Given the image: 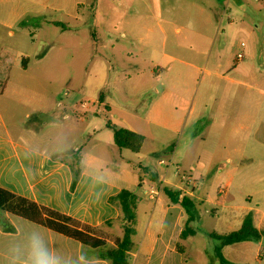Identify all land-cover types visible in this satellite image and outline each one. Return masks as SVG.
Wrapping results in <instances>:
<instances>
[{
  "label": "crops",
  "instance_id": "obj_1",
  "mask_svg": "<svg viewBox=\"0 0 264 264\" xmlns=\"http://www.w3.org/2000/svg\"><path fill=\"white\" fill-rule=\"evenodd\" d=\"M142 1L147 9L140 18L137 16V9L131 8L125 0H118L116 3L118 8H126L125 18L134 20L123 18L118 22L121 35L128 37L131 43L136 40L149 43L151 32L158 29L164 35V44L167 45L175 43L179 46H214L227 40L226 31L232 34L239 28L245 30L246 16H255L252 19L256 26L259 25L257 22L260 21L261 14L264 16L261 9L256 10L250 7L249 3L246 4L249 0ZM91 4L99 7L97 0ZM12 6L10 26L15 24V19H20L22 14L31 15L37 10L49 8L48 5L30 0H13ZM219 27H225L223 33ZM114 29L118 28L114 26ZM206 30L215 32H203ZM172 35L175 38L173 42ZM242 45L246 46V43L243 42ZM197 52L205 56L207 61L211 56L208 51ZM239 54H242L243 58L238 59L237 63L245 58L243 53ZM175 59L174 56L163 52L162 62H155L157 70L154 72L157 73L161 90L156 89V96L148 108L146 117L159 126L163 123L160 111L169 97H176L184 108L192 106L186 121L193 116L195 100L191 102L182 98L164 81L170 72V63ZM179 60L189 66L195 65L187 56ZM229 65L230 61L226 60L223 68L228 69ZM232 74L235 76H231ZM245 74L248 77V74ZM215 75L222 79L223 86L219 88L220 92L217 88L213 89L215 93L210 92L211 104H205L208 124L206 136L202 138L201 144L205 145L206 150H199L193 165L198 176L202 179L208 177L210 173L207 170L220 152L215 165L219 179L217 183L207 184L206 181L198 182L196 178L192 181L197 182L196 185L187 188L192 184L189 182L186 183L187 187H179L178 191L185 192L194 203L190 221L185 209L170 200L164 208H160L161 213H157V203L160 200L158 196L160 189L164 187L163 182L155 179L148 162H145L144 166L139 162L138 166L149 174L150 183L145 184L141 178L133 176L134 159L145 157L141 149L139 152L128 148L119 149L114 142L116 158L113 166L103 163L95 155L86 157L80 150L71 153L72 161H69L51 154L47 148L38 149L29 142L14 138L0 117V188L97 229L96 234L107 242L104 248H90L49 228L0 211V264H33L34 245L38 246L49 264H112V261L103 255L115 246L116 238L122 237L120 231L123 235V228L121 210L110 202V198L123 189L130 190L138 197L139 194L147 196L154 203L148 213L146 229L140 243L132 241L129 264H188L182 242L195 233L193 229L197 224H204L206 219L207 230L204 229L203 232L206 231L212 238L216 236V256L217 250L220 249L223 257L229 262L264 264V86L248 83L240 78L242 73L235 70L228 74L216 72ZM127 76L133 78L131 74ZM146 76L147 73L141 71L134 74L140 83L138 87L143 86ZM183 84L188 85V82ZM227 84L232 87H227ZM219 98L223 103L215 104ZM27 116L28 124L38 118L35 114ZM186 123L180 121L179 126L185 127ZM113 125L134 131L126 122H121L120 126ZM29 130L40 132L38 126H35V130ZM181 142L184 148L194 147L195 137L190 136L184 141L180 138ZM204 156L207 164L202 166ZM180 161L183 163L182 157ZM156 180L159 194L152 195L151 190L157 189L154 186ZM137 210L138 207L136 214ZM249 215L261 236L258 239L222 245L217 236L238 230ZM3 223L8 224L6 228ZM187 225L192 234L181 239V233ZM137 232L136 228V234ZM206 255L211 262L213 253L208 251ZM197 264L205 263L199 261Z\"/></svg>",
  "mask_w": 264,
  "mask_h": 264
},
{
  "label": "rangeland",
  "instance_id": "obj_2",
  "mask_svg": "<svg viewBox=\"0 0 264 264\" xmlns=\"http://www.w3.org/2000/svg\"><path fill=\"white\" fill-rule=\"evenodd\" d=\"M30 1L48 5L49 8L37 10L31 15L22 14L10 26L13 0H0V90L3 81H6L4 92L0 94V117L14 138L29 142L38 149L47 148L51 154L69 161H72L71 153L80 150L86 157L95 155L103 163L113 166L116 147L113 131L106 124L110 121L120 126L121 122H126L145 138L141 148L145 157L141 156L140 160L133 158V176L141 178L145 184L150 183L149 174L138 166L139 162L142 166L148 162L155 179L163 182L157 213L169 201L163 191L165 187L174 191H178L180 186L187 187L183 175L189 176L192 183L187 188L196 185L197 182H192L196 178L201 183H217L219 175L215 172V165L220 152L207 170L210 173L208 177L202 179L198 176L193 165L199 150H206L201 142L206 136L208 124L205 104H211L210 92L216 88L220 92L219 88L223 86L216 72L228 74L239 71L243 80L264 86L262 14L258 26L252 19L255 16H246V29H236L232 34L226 31L227 40L222 43L179 46L164 44L166 40L158 29L151 32L147 44L137 40L131 43L128 37H123L118 22L125 18L126 8H118V0H97L99 7L91 4L96 0ZM125 2L137 9L139 18L147 9L142 0ZM248 3L250 7L264 12V0L246 1ZM114 26L118 29L115 30ZM224 28L219 27L220 32L223 33ZM203 32L210 34L215 31ZM173 36L171 42L175 40ZM243 42L246 46H241ZM197 50L208 51L211 54L208 61ZM163 52L176 58L170 63V72L164 81L176 94L195 102L193 116L186 121L192 106L184 108L176 97L167 98L160 111L163 123L159 126L150 122L146 115L156 96V89L161 90L154 70H157L155 62H162ZM240 52L245 58L237 63ZM184 56L195 65L189 66L179 60ZM226 60L230 61L228 69L223 68ZM137 71L147 73L142 87H138L140 83L134 77ZM130 74L133 76L131 79L127 76ZM186 81L188 85L183 84ZM227 87L232 85L227 84ZM222 101L219 98L214 103L221 104ZM27 114L38 115V118L28 124ZM180 121L183 124L187 122V125L180 127ZM35 126L40 132L29 130H35ZM190 136L195 137V145L184 148L180 138L184 141ZM201 162L202 166L207 164L205 156ZM156 181L154 186L158 189ZM153 204L147 196L139 194L138 232L132 239L135 243L141 241ZM204 221V224H197L193 229L195 233L182 242L188 264L199 261L220 264L214 253L218 241L216 236L212 238L209 233L203 232L207 230L208 220ZM120 234L122 236L121 231ZM208 251L213 253L211 262L206 255Z\"/></svg>",
  "mask_w": 264,
  "mask_h": 264
},
{
  "label": "trees",
  "instance_id": "obj_3",
  "mask_svg": "<svg viewBox=\"0 0 264 264\" xmlns=\"http://www.w3.org/2000/svg\"><path fill=\"white\" fill-rule=\"evenodd\" d=\"M5 83L6 81H3L0 93L3 92L6 86ZM102 98L103 95H101V100H103ZM107 109L109 108L107 107ZM107 127L113 131L114 142L119 149L128 148L133 152L140 151L145 139L143 135L127 128L116 127L110 121L107 122ZM163 191L171 203L180 204L185 209L189 216L188 221H190L192 217L191 208L194 206L191 198L183 191H174L166 187ZM137 201L138 196L128 189H123L110 198V202L116 204L121 210L123 228L122 237L116 238L114 240L115 246L108 249L103 255L104 258L110 259L112 264H129V251L133 246L132 239L136 234ZM0 211L11 213L37 225L49 228L90 248H104L107 245L106 240L94 232L95 228L83 225L68 215L38 205L3 188H0ZM3 225L6 228L8 224L3 223ZM190 234H192V231L187 225L181 233V239L187 238ZM260 236V231L254 227L253 220L249 215L244 220L241 228L225 235H218L217 238L222 245H231L258 239ZM217 256L220 264H235L227 261L221 254L220 249L217 250Z\"/></svg>",
  "mask_w": 264,
  "mask_h": 264
},
{
  "label": "clouds",
  "instance_id": "obj_4",
  "mask_svg": "<svg viewBox=\"0 0 264 264\" xmlns=\"http://www.w3.org/2000/svg\"><path fill=\"white\" fill-rule=\"evenodd\" d=\"M33 254H34L33 264H49L48 259L40 253L39 248L36 245H34L33 247Z\"/></svg>",
  "mask_w": 264,
  "mask_h": 264
},
{
  "label": "built area",
  "instance_id": "obj_5",
  "mask_svg": "<svg viewBox=\"0 0 264 264\" xmlns=\"http://www.w3.org/2000/svg\"><path fill=\"white\" fill-rule=\"evenodd\" d=\"M242 58H243V55H242V54H239V55H238V59H242ZM161 163H162V162H161ZM189 179H190L189 176L183 175V180L186 181V183H188V184H189V182H190ZM151 194H152V195H157V194H159L158 189H152V190H151Z\"/></svg>",
  "mask_w": 264,
  "mask_h": 264
}]
</instances>
